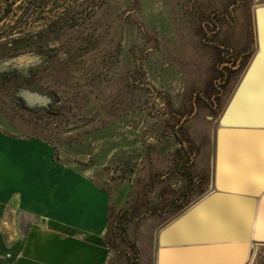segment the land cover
Wrapping results in <instances>:
<instances>
[{"label": "rangeland", "instance_id": "1", "mask_svg": "<svg viewBox=\"0 0 264 264\" xmlns=\"http://www.w3.org/2000/svg\"><path fill=\"white\" fill-rule=\"evenodd\" d=\"M260 5L264 0H0V131L47 138L73 156L85 142L87 164L100 162L94 170L110 179L105 189L127 192L109 206L110 264H155L156 236L179 211L157 208L158 195L165 208L188 187L195 196L214 190L218 120L256 53ZM28 44L42 49L19 50ZM31 52L44 57L25 64V73L8 67L18 66L10 58ZM20 89L51 103L29 109ZM106 128L125 147L93 146L92 132ZM257 256L264 264V248L252 264Z\"/></svg>", "mask_w": 264, "mask_h": 264}, {"label": "crops", "instance_id": "2", "mask_svg": "<svg viewBox=\"0 0 264 264\" xmlns=\"http://www.w3.org/2000/svg\"><path fill=\"white\" fill-rule=\"evenodd\" d=\"M116 136L110 128L95 130L93 146L115 152L126 145ZM84 145H77L73 156L67 145L57 149L47 138L21 136L16 129L0 131V264H110L109 206L126 200L127 192H112L115 185L111 192L105 189L110 179L94 170L100 162L87 164ZM211 163L214 176L215 153ZM209 194L195 196L188 187L171 206L164 208L163 195L155 201L163 212L179 210L173 222ZM167 225L156 236L155 264L159 233ZM6 232L11 240L5 239Z\"/></svg>", "mask_w": 264, "mask_h": 264}, {"label": "water", "instance_id": "3", "mask_svg": "<svg viewBox=\"0 0 264 264\" xmlns=\"http://www.w3.org/2000/svg\"><path fill=\"white\" fill-rule=\"evenodd\" d=\"M254 25L256 53L218 120L214 190L160 231L157 264H252L264 246V5ZM40 58L13 60L24 66ZM18 97L29 109L51 103L31 89Z\"/></svg>", "mask_w": 264, "mask_h": 264}, {"label": "trees", "instance_id": "4", "mask_svg": "<svg viewBox=\"0 0 264 264\" xmlns=\"http://www.w3.org/2000/svg\"><path fill=\"white\" fill-rule=\"evenodd\" d=\"M6 46H8V45H6ZM40 49H42V47L32 46L31 44H28V45H23L19 50H22V51L23 50H33V51L36 50L37 51V50H40ZM48 52L49 51H44L43 53H48ZM41 57H44V56H41ZM258 259H259V256L256 257L254 264H257Z\"/></svg>", "mask_w": 264, "mask_h": 264}, {"label": "flooded vegetation", "instance_id": "5", "mask_svg": "<svg viewBox=\"0 0 264 264\" xmlns=\"http://www.w3.org/2000/svg\"><path fill=\"white\" fill-rule=\"evenodd\" d=\"M45 55H48V56H49L50 54H49V52H48V53H45ZM12 60H13V59L10 58V61H12ZM30 64H32V63H30ZM30 64H28V66H30ZM28 66H17V67H16V66H14V64H13V66L11 65V66H8V67H11V69H13V70H17V71H18V70H20V71L23 70V72H24L26 69H28ZM24 69H25V70H24ZM24 73H25V72H24Z\"/></svg>", "mask_w": 264, "mask_h": 264}]
</instances>
